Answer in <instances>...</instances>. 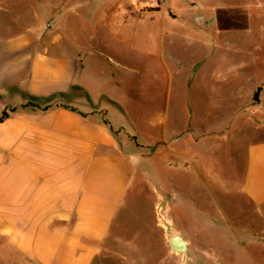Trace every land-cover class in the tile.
Returning <instances> with one entry per match:
<instances>
[{
  "label": "rangeland",
  "instance_id": "obj_1",
  "mask_svg": "<svg viewBox=\"0 0 264 264\" xmlns=\"http://www.w3.org/2000/svg\"><path fill=\"white\" fill-rule=\"evenodd\" d=\"M165 1L176 19L164 27L160 18L149 25L148 33L138 36L141 48L128 50L100 34L125 60L98 50L88 57L99 90L129 100L130 84L140 82L141 101L146 99L150 110L139 119L118 108L109 118L142 144L147 162L157 159L164 170L156 181L147 165L149 178L131 193L122 225L113 228L97 264H264V205L242 194L249 148L264 141V0ZM116 3L0 0V41L32 32L39 50H59L72 38L89 47L87 30L104 24L105 8ZM210 68L214 81L205 79ZM57 102L77 105L72 97ZM106 105L102 100L99 108ZM160 116L164 129H153ZM179 234L188 242L187 254L169 245Z\"/></svg>",
  "mask_w": 264,
  "mask_h": 264
},
{
  "label": "crops",
  "instance_id": "obj_2",
  "mask_svg": "<svg viewBox=\"0 0 264 264\" xmlns=\"http://www.w3.org/2000/svg\"><path fill=\"white\" fill-rule=\"evenodd\" d=\"M115 1L105 8L104 24L87 30L89 47L72 38L59 50H39L32 32L0 41V118L9 113L0 121V264H97L113 228L122 225L131 193L149 178L147 165L156 181L164 172L157 159L147 162L144 147L126 135L125 126L109 118L111 110L137 115L150 110L148 101H141L140 82L130 84L129 100L99 90L88 57L98 50L101 56L125 60L103 41L102 32L123 48L139 49L138 36L148 33L149 25L160 18L164 27L176 18L165 0H154L152 8L142 0ZM211 70L205 79L214 81ZM59 94L76 99L77 105H29L33 98ZM102 100L107 105L99 108ZM260 104L264 112V89ZM159 119L153 129H164ZM246 170L242 194L263 206L264 141L250 146Z\"/></svg>",
  "mask_w": 264,
  "mask_h": 264
},
{
  "label": "trees",
  "instance_id": "obj_3",
  "mask_svg": "<svg viewBox=\"0 0 264 264\" xmlns=\"http://www.w3.org/2000/svg\"><path fill=\"white\" fill-rule=\"evenodd\" d=\"M65 99L66 98V95L65 94H59V95H54V96H51V97H48V98H33L30 102L29 105L31 106H34V107H40V104L41 103H44V104H47V103H51V102H56L55 104L56 105H47L46 107H44L45 109H49L50 107H53V106H65L66 104L63 103V104H58V99ZM8 117L7 114H4V116L0 119V121H4L6 118Z\"/></svg>",
  "mask_w": 264,
  "mask_h": 264
},
{
  "label": "water",
  "instance_id": "obj_4",
  "mask_svg": "<svg viewBox=\"0 0 264 264\" xmlns=\"http://www.w3.org/2000/svg\"><path fill=\"white\" fill-rule=\"evenodd\" d=\"M169 245L175 252L183 254L188 253V242L180 234L170 239Z\"/></svg>",
  "mask_w": 264,
  "mask_h": 264
}]
</instances>
